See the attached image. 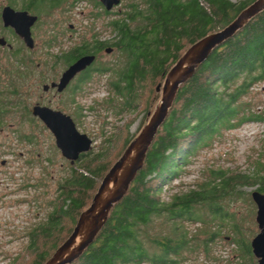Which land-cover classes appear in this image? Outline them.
Here are the masks:
<instances>
[{"label":"trees","instance_id":"16d2710c","mask_svg":"<svg viewBox=\"0 0 264 264\" xmlns=\"http://www.w3.org/2000/svg\"><path fill=\"white\" fill-rule=\"evenodd\" d=\"M7 1L10 6L20 4L25 9L34 8L36 12L50 13L58 6L56 2L46 3L44 0ZM254 1L127 0L125 11L116 13V18L106 25L114 36L109 45L121 54L123 61L119 68H111L113 64H100L95 71L100 75H111L108 86L112 94L105 102L110 107L113 103L119 104L117 114L135 110L142 103L141 93L148 82L160 80L158 84H161L190 46L224 29ZM3 30L0 17V31ZM102 47L100 43L97 49ZM86 48L84 46L83 54L91 50ZM6 52L11 57L19 56L15 59L17 63H24L22 53L15 54L16 51L10 49ZM79 52L72 53L67 61L76 59ZM27 62L32 64L29 59ZM113 73L117 74L114 81ZM261 83H264V11L213 49L193 76L179 87L142 169L137 172L125 196L112 207L93 242L70 264H182L185 261L182 253L195 250L199 244L208 253L216 233L209 232L199 210L207 209L221 222L234 219L224 213L220 200L237 196L238 187L242 185H255L256 191L264 194V166L261 165V170L252 176H230L223 170H212L207 181L186 193L173 194L168 202L161 198V194L223 132L247 123H264V114L252 111L251 105L241 100L253 86ZM5 84L10 85L8 93L15 97L14 83L6 79ZM2 97L0 90V112L4 120L6 107H16L20 102L16 98L11 100L16 104L6 102ZM148 103L150 108L152 100ZM146 112L148 114L149 109ZM28 122L34 124L31 119ZM20 137L28 143L35 142L33 136L21 133ZM132 140L126 139L123 151ZM104 159L98 154L82 161V170L76 168L78 164L73 165L71 177L62 182L60 198L47 221L29 231L26 250L35 255L33 264H44L69 238L79 215L90 206L103 177L112 167L107 169ZM196 213L201 219L195 216ZM65 220L69 221L70 228L63 238H58L62 236ZM159 220L161 223L157 226ZM180 220H191L199 226L191 233L179 223ZM234 231L237 239L234 238L233 243L241 258L240 263L257 264V259H251L249 236L244 237L239 227ZM199 236L206 237L200 240Z\"/></svg>","mask_w":264,"mask_h":264},{"label":"rangeland","instance_id":"374dc122","mask_svg":"<svg viewBox=\"0 0 264 264\" xmlns=\"http://www.w3.org/2000/svg\"><path fill=\"white\" fill-rule=\"evenodd\" d=\"M231 1L240 2L245 0ZM7 2V0H1V7ZM70 2L73 1L67 0L61 5L64 9L66 7L70 8ZM128 2L127 0H121L120 4L113 8L112 15L108 17L101 16L99 20H94L96 30L104 32L105 37L111 36L114 39L112 33L108 34L106 25L110 20L116 18V13L122 14L125 11ZM91 8L87 0H78V3L72 8V12L68 13L71 20L67 19L68 17L63 19V14L56 7L52 11L50 9V13L41 12L44 13L42 22H45L44 19H46L50 24H45V29H43L44 23H39L34 28L36 53H22V55H25L21 58L24 63H17L15 59H18L19 56L11 57L9 52H6V48L2 49L0 47V79L3 83L0 90L3 93L2 98H5L4 101L6 102H13L14 104L16 102L11 100L15 98L20 102V105L17 106L16 104V107L15 105L6 107L4 113L7 114L3 117L4 120L1 121L2 124L0 125L3 129L0 132V149L3 148L5 152L3 156L0 155V159L8 160L6 161V172L3 176V189L5 188L3 192L6 189L8 190L9 200H15L16 198L26 200L25 204L8 205L0 209V264H33L35 255L33 251L26 250L29 241V233L27 232L47 221L48 215L54 209V204H57L60 198L59 192L62 182L65 179L68 180L74 170L73 166L64 160L56 148L54 137L44 130L40 122L32 118L30 108L39 100L41 94L39 79L42 77V72H49L50 77H54L62 71L60 65L54 70L48 71L49 66L54 61L47 54L56 56L64 49H68L74 43L80 41L77 34L78 30L75 31L76 33H72V38L68 36L70 33H66L63 38H60V44L56 45L54 43L55 46L49 48L45 53L44 42L47 41L49 33L53 32L52 22L54 20L58 21L56 30L60 28L63 30L66 20L75 24L78 29L80 24L91 23V14L89 13L92 10ZM45 31L46 35H43ZM83 35L89 37L90 33L87 32ZM3 36L13 46L17 45L10 34L4 33ZM28 59L32 61V64H28ZM100 61L103 65L104 63L113 64L110 67L116 69L120 67L123 59L118 51L113 50L111 56L101 54ZM37 64L43 65L38 67ZM116 77L117 74L113 73V81ZM109 78H111V75L108 73L103 75L93 73L83 85L80 81L75 83V85H82V87L73 97L66 94L60 98H55L51 102L52 108L75 116L79 131L86 134L93 142L91 151L81 158L77 163L78 165H76V168H80V170H82L84 163L82 161L98 154L103 155V158H105L106 168L113 166L114 160L123 153L122 147L126 139H134L140 133L160 101L161 93L155 92V87H157L156 85L160 80L153 83L148 82L141 93L143 95L142 103L138 104L135 110L121 111L117 114L116 109L119 108V104L113 103V107H110V104L105 102L112 94L108 86ZM6 79L16 86L15 97L8 93L10 85L5 84ZM29 95L31 96L29 97ZM46 100L45 98L44 101ZM149 100H152L150 108ZM241 100L242 102H248L252 111L257 112V114H264V83L253 86L250 92ZM148 109L149 113L146 114ZM25 112H28V114H25ZM30 119L34 124L28 122ZM10 124L14 129L18 128L23 136H33L35 142L31 145V143L24 140L17 141L18 136L13 135L9 130L12 128L8 126ZM8 127L9 129H7ZM26 158L31 159L33 163L29 166L26 165L24 163L27 160ZM261 165L264 166V123H247L235 130L223 132L209 149L201 151L190 165L182 171L181 176L164 188L161 198L168 202L173 194L177 192L186 193L196 188L211 177L212 170H223L230 176L238 174L252 176L258 169L261 170ZM10 173L15 180L14 185L9 184ZM27 183L29 188L20 187L22 184ZM6 184H9V186L6 187ZM17 187L20 189L16 193L15 189ZM256 188L255 185H242L238 187L239 193L237 196L233 195L220 200L224 213L234 219L228 217L229 219L221 222L219 219H215L207 209L201 211L198 209L203 216L205 226L209 228V232L216 234L214 240H212L213 242L209 244L208 253H205L203 246L199 244L195 246L197 247L195 250H185L182 253L185 260L182 264H241L237 247L233 243L234 238L237 239L234 228L239 227L244 237L249 236V241L258 233L255 222L256 206L250 200V194ZM199 213L195 215L198 218L201 217ZM160 223L161 220L157 221L156 225L159 226ZM179 223L191 233L195 232L199 226L191 220H180ZM69 228V221H63V233L58 238H63ZM205 237L199 236L198 239L203 240ZM49 246L47 249H49ZM251 259L256 261L254 256Z\"/></svg>","mask_w":264,"mask_h":264},{"label":"water","instance_id":"95a60500","mask_svg":"<svg viewBox=\"0 0 264 264\" xmlns=\"http://www.w3.org/2000/svg\"><path fill=\"white\" fill-rule=\"evenodd\" d=\"M120 2L121 0H100L106 11L117 7ZM262 11H264V0H255L224 29L207 35L185 51L167 73L163 83L157 85L156 92L161 93V97L150 119L103 177L90 206L79 215L69 238L44 264H70L93 242L104 226L112 207L125 196L137 172L142 169L146 154L168 116L179 87L193 76L195 70L207 59L213 49ZM0 17L3 27L12 28L27 48L34 47L30 28L37 17L29 15L26 11H15L9 6L1 10ZM5 45L4 38H0V46ZM93 61L94 57L91 56L78 59L62 74L56 85L58 90L61 91L78 72L84 70ZM31 113L44 123L54 137L55 146L61 156L70 164H73L80 154L91 151L92 140L86 134L79 132L70 116L38 105L32 108ZM251 198L256 206L255 222L258 233L250 241V248L257 259V264H264V194L254 190Z\"/></svg>","mask_w":264,"mask_h":264},{"label":"flooded vegetation","instance_id":"af4514ba","mask_svg":"<svg viewBox=\"0 0 264 264\" xmlns=\"http://www.w3.org/2000/svg\"><path fill=\"white\" fill-rule=\"evenodd\" d=\"M51 1L56 2L58 4V6L56 8H57V10H59L63 14V19H65V17L66 18L68 17V13H71L72 8L78 3V0H72L73 2L72 3L70 2V4H69L70 8L66 7V9H64L61 4L67 0H44V2H46V3L51 2ZM81 1H84V0H81ZM87 3H89L90 7H92L91 8L92 10L89 12L91 14V16H90L91 23L88 22L86 24H83V25H86L85 27L82 24H80L78 29H77L75 24H72L71 22H67L68 20H66V21L63 20V21H65L64 29L62 30L60 28V29L56 30L55 28H56V24L58 21L54 20L52 22L53 32L49 33V37H47V41L44 42V46L46 47L45 53H47V50L49 48H51L52 46H55L54 43H56V45L60 44L61 43L60 38H63L66 33H70L68 36L72 38L73 37L72 33H76L75 31L78 30L77 34L79 35L80 41L78 43L77 42L74 43V45H72L68 49H64L62 52H60V54H57L59 56L47 54L49 56V58H51L54 61L49 66L48 71L54 70L56 67H59V65L62 66V71L58 76L56 75L54 77H50L49 72H42V74H41L42 77H40V79H39V82H40L39 86L41 85L40 86L41 87V94L39 96L38 102L34 103L32 108L34 106L38 105L40 107H47V108H50L54 111L62 112L61 110H58L56 108H52V106H51L52 100H55V98H60L61 96L66 95V94H69V96L73 97L74 94L76 92H78V90H80L82 85L90 79L92 74L95 73V71L97 70V68L101 64V61H100L101 54H105V56L106 55L111 56L113 54V48L111 45H109V44H111V41H113V38L111 36L105 37L103 34L104 32H101L98 29L96 30L95 24L93 23L94 20H96V21L99 20L101 16L108 17L109 15H112L113 14V8L110 11H106L105 8L103 7V5L100 3V0H87ZM5 6H9V7L13 8L15 11H26L29 15L37 17L36 22L30 28L31 37H32L33 42H34V47L32 49L27 48L26 45L24 44L23 40L15 33V31L10 27H7V28L3 27V24H2V27L4 28V30L1 32L2 34L0 35V38H4V40L6 41V45L4 47H1V46L0 47L2 49L6 48V49L14 50V51H16L15 54H17V53L18 54H20V53L33 54L35 52V48H36V43L34 40L35 36L33 34L34 28L37 26V24L44 23L43 29H45L46 28L45 24L49 25L50 22H48L46 19H44L45 22H42V20H43L42 15L44 13H41V11L36 12L37 10H35L34 8L33 9H25L20 4H15V7H13V6L8 5V3H5L1 7V10ZM80 14L82 15V18H83V13L81 12ZM0 15H1V11H0ZM67 19L71 20V17L70 18L68 17ZM87 32L90 33L89 37H87L86 35H83V34H87ZM110 32L111 31H108V34H110ZM4 33H7V34H10V36H13V40L16 42L17 45L13 46L11 43H9L8 40H6V38L3 36ZM43 35H46V31L43 33ZM75 36H76V34H75ZM100 43L103 44V47L101 50H98L97 48H98ZM84 46H87L88 49H91L89 53L83 54ZM87 48H86V50H88ZM75 52H79L78 53L79 56L76 59H74L73 61L68 62L66 58L71 56V54L75 53ZM84 56L94 57V61L89 66H87L84 70L78 72L69 81V83L61 91H59L58 87L56 85L59 83V80H60L62 74L72 64H74L78 59H80ZM39 65L41 66L43 64H37L38 67H40ZM104 65H108V63H104ZM77 81L82 82V85L81 86L75 85V83H77ZM52 85H54V86H52ZM30 96L31 95H29V97ZM45 98L47 99L46 101H44ZM32 108H30V113H31ZM1 113H2V111L0 112V125L2 124ZM62 113H64V112H62ZM64 114L70 116L76 125V122H75L76 117L75 116H73L72 114H67V113H64ZM31 116L35 121L40 122L43 125L44 130L48 131V133L52 136L50 131L46 128L44 123L38 117L33 116L32 113H31ZM8 126H11L12 128L9 129V127H8L7 129H9L13 135L18 136L17 141L21 140L20 139L21 138L20 137L21 132L19 131V129L18 128L14 129L12 124H10ZM76 127H77V125H76ZM2 131H3V129L0 126V132H2ZM22 140L26 141L25 139H22ZM32 144L33 143H31V145ZM4 154H5V152H4L3 148L0 149V155L3 156ZM86 154L87 153L80 154L79 158L73 164H70V162L65 158H64V160L67 161L71 166H73V165L77 164L80 161V159L83 158ZM6 161H8V160H4V159L1 160L0 159V209L7 207L8 205L22 204V203L25 204L26 203V200H24V199L20 200L19 198H16L15 200H9L8 197L10 194L7 193L8 190L6 189L3 192V190L5 189V188L3 189V186H4L3 176H4V173L6 172V170H5L6 165H7ZM24 163L29 166V165H31V163H33V161L31 159H27V160H25ZM9 178H10L9 184L14 185L15 180H14L11 173H10ZM9 184H6V187H8ZM20 187H24L26 189V188H29V185H28V183L22 184ZM19 189H20L19 187H17L15 189L16 193L19 191ZM12 190H14V188H12ZM27 233H29V232H27Z\"/></svg>","mask_w":264,"mask_h":264}]
</instances>
